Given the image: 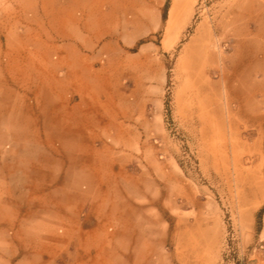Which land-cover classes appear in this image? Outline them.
I'll use <instances>...</instances> for the list:
<instances>
[{"label":"rangeland","instance_id":"374dc122","mask_svg":"<svg viewBox=\"0 0 264 264\" xmlns=\"http://www.w3.org/2000/svg\"><path fill=\"white\" fill-rule=\"evenodd\" d=\"M1 226L0 264H264V0H0Z\"/></svg>","mask_w":264,"mask_h":264},{"label":"crops","instance_id":"0c3cea01","mask_svg":"<svg viewBox=\"0 0 264 264\" xmlns=\"http://www.w3.org/2000/svg\"><path fill=\"white\" fill-rule=\"evenodd\" d=\"M59 30H60V28H53L54 33L52 34L53 36H52L51 42L49 43L50 44L49 45V49L47 50L50 53H58V52H60V46L57 45V42L60 39H62V40L69 39L67 34H64V33L60 34L59 33ZM31 61H32V63H35V64H37V63L42 64L43 62H45L48 65L53 66V67L62 66L64 64V62L61 59H55V60H53V59H47L45 61H41L39 59H36V60L32 59ZM0 229L2 231H9L10 227L5 228V226H3V228H2V226H1ZM25 229H26L25 226H23V228H18L16 230H17V232H19L20 230L24 231ZM8 241L10 243L9 245H10L11 248H14L16 246L14 239L8 240ZM25 243H26V241L23 240L22 241V244H23V246L25 248H27L25 246ZM10 262H13V260L10 261Z\"/></svg>","mask_w":264,"mask_h":264}]
</instances>
